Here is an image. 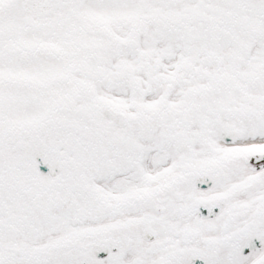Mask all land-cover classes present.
I'll list each match as a JSON object with an SVG mask.
<instances>
[{
    "label": "snow or ice",
    "instance_id": "obj_1",
    "mask_svg": "<svg viewBox=\"0 0 264 264\" xmlns=\"http://www.w3.org/2000/svg\"><path fill=\"white\" fill-rule=\"evenodd\" d=\"M0 264H264V0H0Z\"/></svg>",
    "mask_w": 264,
    "mask_h": 264
}]
</instances>
